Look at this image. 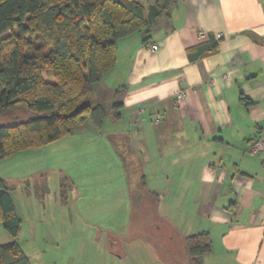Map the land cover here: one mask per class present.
Returning <instances> with one entry per match:
<instances>
[{"label":"crops","instance_id":"0c3cea01","mask_svg":"<svg viewBox=\"0 0 264 264\" xmlns=\"http://www.w3.org/2000/svg\"><path fill=\"white\" fill-rule=\"evenodd\" d=\"M135 1L146 10L153 5ZM210 42L211 54L189 62L188 52ZM115 99L120 119L110 122L121 130L103 135L87 121L57 142L72 143L66 144L72 154L108 158L111 167L102 175L118 168L122 178L116 147L101 141L117 137V148L130 150L133 170L157 195L163 225L133 228L129 193L95 182L88 186L97 192L76 194L73 203H92L77 215L101 217L100 225L81 219V226L63 230L34 228L23 240L20 233L16 242L29 264L49 246L60 249L67 264H188L185 238L204 232L211 252L202 264H264V0H174L169 18L150 35L118 41L115 66L87 104L109 113ZM56 153L50 156L65 152ZM26 181L29 195L33 176ZM120 185L126 191V182Z\"/></svg>","mask_w":264,"mask_h":264},{"label":"trees","instance_id":"16d2710c","mask_svg":"<svg viewBox=\"0 0 264 264\" xmlns=\"http://www.w3.org/2000/svg\"><path fill=\"white\" fill-rule=\"evenodd\" d=\"M147 3L157 8L151 24L146 8L135 0H0V37L8 34L0 40V116L14 111L28 114L14 124L0 125V160L48 146L76 133L87 121L101 131L107 120L120 119L118 101L108 113L87 104V99L115 66L118 41L138 32L150 35L169 18L174 0ZM212 51L210 42L187 57L195 63ZM44 178V174L34 177L39 201L48 194ZM138 185V191L129 194L131 220L133 208L143 206L153 214L145 215L136 227H153V219H159L157 195L146 189L143 175ZM72 188L71 180L61 174L59 194L64 202ZM12 189L0 179V226L13 239L0 245V264H29L16 242L21 221L10 197ZM184 243L188 264H202L211 252L208 233L188 236Z\"/></svg>","mask_w":264,"mask_h":264},{"label":"rangeland","instance_id":"374dc122","mask_svg":"<svg viewBox=\"0 0 264 264\" xmlns=\"http://www.w3.org/2000/svg\"><path fill=\"white\" fill-rule=\"evenodd\" d=\"M7 36L8 34L3 35L2 37H0V40L6 38ZM106 74L103 75V79L105 78ZM102 78V81L100 80V82H103ZM111 82H113V79L108 83ZM117 83L118 81H116L114 85H108V88L117 86ZM123 88L124 86L117 87L116 91ZM93 97L96 98V95H93ZM97 98L100 97L97 96ZM116 100L117 99H115L114 101ZM27 115L28 114L24 111H14L9 114L2 115L0 116V125L14 124L19 120L25 119ZM114 124L116 123H112L107 120L105 122L104 130H102L104 133L102 134L106 135V132L121 130L120 126L117 127L116 125L115 127H113ZM92 137L96 138L94 136ZM107 137L111 142L105 136L101 137V141L106 145H114L116 147L115 155L121 160H115L117 166L119 164L121 166L120 171L122 178L117 175L119 172L118 168H116V171L111 169L109 177L102 175L103 172H107V168L111 167V161L108 158H103L101 156L98 157L97 155L94 156L92 154L90 156H85L84 152H79V154H72V150H69L68 148L73 144L60 143V141H56L57 143L54 142V144L52 143L53 145L51 144L38 150H27L17 153L9 158L0 160V179H4L8 184H11V186L14 187V189L11 190L10 194L16 208L15 214L21 221L20 233H22V235L19 233L21 235V240L26 239V236L28 235V233H30L29 231L34 230V228L37 227L41 229L48 227L56 230H63L69 223L71 225L80 224L81 226V219H86L85 223L98 225L100 220H102L101 217L96 219L88 214L87 218L84 219L82 218V216L78 217L77 215V213L80 211L81 215H83L82 210L84 212L90 210L92 203L86 202L85 199L81 201L79 200L77 204L73 203L76 194L84 196H89L91 194L92 189L90 186H88L90 184H94L95 182H101L104 180L106 182L110 181L112 184V188L115 187L116 191L122 194L123 192L124 194H126V192L132 194L133 192L138 191L139 175L138 172L133 170V156H131L130 150L118 149L117 147L120 148V145L117 143V137L113 135H108ZM111 143L113 145H111ZM66 144H70V146L66 147ZM99 144L102 143L99 142ZM80 145L81 144L79 142V144L76 145V148H80ZM66 150H69V152H66ZM54 151H57V153H65L58 154L57 157L52 158L51 156H53ZM71 154L74 157H72ZM61 171H65L66 176L69 179L70 177L68 175H73L75 177L76 185H81L82 189L76 190L75 186L70 189L67 193L66 202H64L60 198L59 194V178L60 174L63 175ZM41 174H44V179L48 185V194H46V197H44L42 203H40L38 198L35 197L33 187L29 195L23 188L24 182L27 178L31 176H33L34 178ZM122 181L126 182V191L124 189L122 191L121 189L120 184H122ZM100 188L103 189L102 184H100ZM95 192H97V189L93 191L92 194H94ZM108 203L109 201L108 199H106V208H109ZM152 214L153 213L150 212L149 209L143 206H140L139 208L135 207V211L133 208V217L131 220L132 227L135 228L137 225H139L145 215H148L151 218ZM153 220L154 224H157L159 226L163 225L160 219ZM153 223L151 222V224ZM157 236L159 235L154 234L153 239H156ZM11 241H13L12 238L0 226V245H4ZM31 257L33 258L31 262H34L35 259H38L37 264H67V262L64 260L62 251L60 249L56 250V246H49V250L48 252L46 251L45 256H40V258H38L39 254H37L36 256ZM41 260L43 261L41 262Z\"/></svg>","mask_w":264,"mask_h":264},{"label":"water","instance_id":"95a60500","mask_svg":"<svg viewBox=\"0 0 264 264\" xmlns=\"http://www.w3.org/2000/svg\"><path fill=\"white\" fill-rule=\"evenodd\" d=\"M157 13V8L154 5L147 6L146 19L149 24L152 22L153 16Z\"/></svg>","mask_w":264,"mask_h":264},{"label":"built area","instance_id":"2783aa9c","mask_svg":"<svg viewBox=\"0 0 264 264\" xmlns=\"http://www.w3.org/2000/svg\"><path fill=\"white\" fill-rule=\"evenodd\" d=\"M157 50H158V47L157 46L151 47V51H157Z\"/></svg>","mask_w":264,"mask_h":264}]
</instances>
